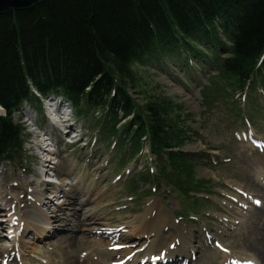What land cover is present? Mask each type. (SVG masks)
I'll return each mask as SVG.
<instances>
[{"label":"trees","instance_id":"obj_1","mask_svg":"<svg viewBox=\"0 0 264 264\" xmlns=\"http://www.w3.org/2000/svg\"><path fill=\"white\" fill-rule=\"evenodd\" d=\"M169 59L196 60L236 91L263 87L264 0H42L1 14L0 164L25 151L21 107L41 109L56 95L78 117H93L99 139L122 159L149 147L157 173H142L140 183L164 180L201 203L181 103L131 91L143 65Z\"/></svg>","mask_w":264,"mask_h":264},{"label":"rangeland","instance_id":"obj_2","mask_svg":"<svg viewBox=\"0 0 264 264\" xmlns=\"http://www.w3.org/2000/svg\"><path fill=\"white\" fill-rule=\"evenodd\" d=\"M141 70L139 91L131 90L136 98L141 99L140 94L159 93L181 103L182 123L191 136L183 150L197 160L193 164L194 176L202 185L197 194L204 200L196 205L192 197L179 193L164 180L140 183L142 173H157L158 167L149 147L146 146L141 154L127 153L122 159L115 144L99 139L93 117H78L72 110L67 121L59 120V128L53 127L47 121L46 112L53 117L62 116L57 108L60 97L57 99L52 95L53 98L48 100L53 106L46 108L43 105L42 110L25 103L16 115L26 127L25 151L14 162L0 164V192L16 194L20 198L24 192L28 199L33 190H41L45 197L53 200L51 208L58 209L64 200H70L67 192H71V186L75 185L73 189L82 195V199L90 197L83 206L90 208V212L97 211L98 218L96 222L79 224L73 232L76 239L70 245L54 243L62 234L71 231L67 229L73 227L72 224L65 226L64 230L59 226L58 234L47 240H37L38 244L40 242L37 249L30 251L27 248L21 257L15 253L21 255L24 250L13 249L14 243L21 240L19 231H13L17 226L19 228V224L13 223L14 228L0 225V250L7 246L12 248L14 264H64L85 258L111 264L117 258L114 252L128 245L143 250L154 236L167 244L176 226L191 231L194 244L198 245L193 258L188 252V260L182 259L178 264H222L228 258L252 257L245 245L244 225H247L249 210L255 206L263 207L264 198L256 191L244 196L241 186L249 174L255 178L257 187L264 190V86L245 96L246 92L230 86V78L196 60L187 63L179 59L152 62L143 65ZM0 113H4L2 107ZM34 122L39 129L33 126ZM50 131L51 136L48 135ZM258 142L263 143L262 151ZM137 182L138 189L135 190ZM48 186L50 188L45 190ZM154 202L160 203L163 210L171 211V225L152 226L158 232L153 229L136 236L132 232L134 227L150 219L151 213L156 214ZM240 202L249 205V209ZM22 206L24 211L30 205L25 201ZM40 206L52 215L50 207L46 208L42 203ZM194 209L200 213H195ZM58 212L62 213L61 210ZM242 213L247 215L240 222L238 217ZM16 218L15 215L18 222ZM110 226H117L123 238L113 240L108 246L99 240L98 235L106 230L112 231ZM23 236L29 246L36 240L30 231ZM178 238L183 246L178 252L185 256L183 249L190 250L191 243L188 237ZM94 239L95 242H88ZM217 244L227 248L228 254ZM113 246L119 248L113 251ZM128 258L132 264L137 261L133 256ZM179 258L181 255L175 256L176 260ZM0 264H5L2 259Z\"/></svg>","mask_w":264,"mask_h":264},{"label":"bare ground","instance_id":"obj_3","mask_svg":"<svg viewBox=\"0 0 264 264\" xmlns=\"http://www.w3.org/2000/svg\"><path fill=\"white\" fill-rule=\"evenodd\" d=\"M248 175L244 179V183L241 186V188L244 190L245 193H249L251 191L259 192L262 195V198H264V190L263 189L260 190L257 187L255 178L252 179V177ZM74 186L75 185L71 186L70 188L72 190L71 192H67V196H71L70 200H64L63 204L59 205L58 209L51 208V206H53L54 204L53 200L48 199L47 196L45 197V193L41 190H33L30 196L28 197V199L25 198L24 192L21 198L18 197L16 194H9L3 191L0 192V208L3 209V211L0 212V225L2 227L3 226L5 227L7 225V227L14 228L15 226L13 223H17V225L19 224V228L17 226V228L14 229L13 231H16V230L19 231L18 236L19 238H21V240L14 243L13 249L15 248L20 251L24 250L21 256L25 253L27 248H30V251L36 250L40 244V242L39 244L37 243V240L43 241V240H47L48 238L57 235L59 232L58 230L59 226L62 227V230H64L66 228L65 226L69 224H72L73 226V227L70 226L71 228L67 229V230H71V231H68L71 233L67 232V233L62 234L59 240L54 243L55 245L56 243H59L65 246V245H70L71 242L74 239H76L75 237L76 235H73V232L77 230L79 224H85V223H91V222L97 221V218H98L97 211L90 212V208L83 206V204L85 205L86 202H89L90 197L87 199L85 198L86 200L82 199V195H80L79 192L73 189ZM49 188L50 186L46 187L45 190ZM25 201H27V203H29L30 206H28L24 211H22L23 206H24V205L22 206V203H24ZM41 203L45 207L48 206L52 209V215H49V213L47 214L41 208L40 206ZM153 204H154L153 209L156 208V214L152 215L151 213L150 219L146 220L141 225H136L135 227L133 226L134 229L132 232L136 236L145 234L147 232H151L153 231V229L156 232H158L156 228L152 229L151 228L152 226H159L160 228L161 225H166V224L171 225V222H172L171 211H169V209L163 210L160 203L154 202ZM59 210H61L62 213L58 212ZM15 215L17 216L19 220L18 222L15 221L14 219ZM245 215L247 214L242 213L241 217H238L240 218L239 219L240 222L244 220ZM248 217L246 219L247 225H244V228H246L244 235L247 241L245 245L252 252V257L247 258L246 260H242L241 262L246 263V264H248V262H251L252 264L253 262L256 261L254 264H264V205L263 207L255 206L253 209H250L248 212ZM110 227L112 228V231L106 230L104 232H101L98 235L100 236L99 240L101 239L102 242L107 243L108 246L112 244L111 242L113 240L123 238L122 237L123 235L119 232L117 226H110ZM9 229H12V228H9ZM105 229L106 228H103V230ZM27 231L33 232L35 235L34 239L36 240L31 241L32 243L31 246H29V244L26 241H24L25 236L23 235ZM183 236L188 237L191 243L190 250L183 249L185 251L184 253L185 256L181 252H178L181 248H183L182 242L178 237L183 238ZM88 242H95V239L88 240ZM166 243L167 244H165L164 241L159 240L157 237L154 236L152 239H150V243L143 250H137L134 247H131L132 245H128V247H125L122 250H118L114 252L115 256H119V258L113 259V262L124 260L125 258H127L129 255L132 254L138 257L137 259L138 264H178L177 262L182 261V259L184 260L188 258L186 257L188 252H191V254L192 252L197 253L196 247L198 245L194 244L195 242L193 241V238H192V232L189 231L188 229L186 230L184 228H181L180 226H176V230L171 232L170 240L169 242H166ZM113 244H116V243H113ZM0 252L2 253L1 255L2 257H0V260L2 259V261L5 264L15 263L14 262L15 260L13 259L14 257L12 256L13 254L12 248L7 246L5 248H2ZM16 255L20 256V254L18 253H15V256ZM179 255H181V258L176 260L175 256H179ZM85 262H88V264H101L99 263L98 260H89L88 258H85L83 260L82 259L72 260L71 262L66 261L63 263L64 264H79V263L84 264ZM125 263L131 264L128 259Z\"/></svg>","mask_w":264,"mask_h":264},{"label":"water","instance_id":"obj_4","mask_svg":"<svg viewBox=\"0 0 264 264\" xmlns=\"http://www.w3.org/2000/svg\"><path fill=\"white\" fill-rule=\"evenodd\" d=\"M42 0H0V15L14 11L29 10Z\"/></svg>","mask_w":264,"mask_h":264},{"label":"snow or ice","instance_id":"obj_5","mask_svg":"<svg viewBox=\"0 0 264 264\" xmlns=\"http://www.w3.org/2000/svg\"><path fill=\"white\" fill-rule=\"evenodd\" d=\"M257 203H259V202H257ZM248 264H251V262H248Z\"/></svg>","mask_w":264,"mask_h":264}]
</instances>
